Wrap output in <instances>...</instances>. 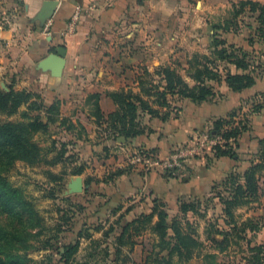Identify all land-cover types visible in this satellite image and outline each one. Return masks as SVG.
I'll use <instances>...</instances> for the list:
<instances>
[{"label":"crops","instance_id":"crops-1","mask_svg":"<svg viewBox=\"0 0 264 264\" xmlns=\"http://www.w3.org/2000/svg\"><path fill=\"white\" fill-rule=\"evenodd\" d=\"M44 1L0 0V88L8 90L13 86L40 95L44 106L40 113L45 122H48V108L57 103L58 114L49 124L50 129L61 131V141L55 140L56 145L78 144L83 155L79 159L84 165L91 164L85 165L84 173L92 169L98 178L105 176V224L115 227L108 239L115 241L122 225L151 213L155 200H159L166 205L170 223L174 218L187 220L196 229V237L205 244L185 264H207V255H214L219 264H250L245 258L251 254L245 238H235L238 242L221 249L211 239L221 240L223 236L209 232V227L217 223L220 229L228 228L223 221V204L213 186L233 171L244 173L253 154L261 148L260 141L264 140V108L254 111L260 93H264V39L253 41V47L263 51L261 75L253 86L237 92L222 81L213 83L217 96L212 100L194 103L176 98L168 120L143 113L142 121L152 132L122 140V136H109L105 130L107 124L95 115L96 107L107 118L117 109L111 92L122 88L139 91V79L146 71L153 72L173 60L187 65L192 52L204 48L199 40H204L207 26L205 10L217 12L223 2L219 0L213 6L208 1H198L200 9L195 12L184 0H58L52 16L42 20ZM257 1L264 4V0ZM227 2L223 4L228 6ZM77 4H82L85 10L71 31L68 22ZM192 12L195 25L190 23ZM256 16L251 18L255 20ZM60 46L66 48L65 66L61 75L56 76L51 69H44L41 61ZM232 70L236 71L234 67ZM235 110L242 113L235 119H242L247 125L238 138V159L215 157L214 153L207 158L210 163L203 157L189 158L182 165L184 168L175 170L173 175L163 169L145 170L132 163L138 149L165 159L175 148L188 143L195 131L210 128L217 118ZM63 118L80 127L83 135L75 127L68 129L62 124ZM101 130L105 134L103 139ZM66 138L70 141H65ZM95 153H100L99 158ZM95 166L100 169L94 172ZM88 180L90 183L94 178ZM263 192L264 172L257 203ZM206 199L214 200L213 205L209 206ZM185 201L200 202L199 212L182 213L180 206ZM253 204L237 209L240 221L254 218L264 222V206L259 212V205ZM252 234L247 230L243 236L248 238ZM134 239L132 248L124 247L130 264H155L149 257L158 249L154 248L157 236L147 229ZM255 242L264 244V227L256 232L251 245ZM166 254L167 251L161 252Z\"/></svg>","mask_w":264,"mask_h":264},{"label":"trees","instance_id":"trees-1","mask_svg":"<svg viewBox=\"0 0 264 264\" xmlns=\"http://www.w3.org/2000/svg\"><path fill=\"white\" fill-rule=\"evenodd\" d=\"M256 14V33L258 40L264 39V4L257 0H239L233 4V19L235 22L245 13ZM255 39H251L253 43ZM215 57L193 54L186 66L175 61L172 64H162L153 72L146 71L139 79V91L132 88H122L111 92L110 95L117 104V109L108 114L107 118L99 107L95 115L104 120L105 130L109 136H124L127 140L152 129L142 121V114L158 117L162 121L172 116L173 100L176 97L186 98L194 103H201L217 96L213 83L226 84L233 90H242L253 86L261 75V64H254L248 53L234 44L215 39ZM221 62H226L223 68ZM231 66L235 68V72ZM264 96V93H260ZM26 106L27 113L18 121H2L0 119V264H91L89 259L82 262L77 260L80 249V240L63 243L52 253H46L41 259L29 257V249L49 250L50 239H46L41 248L34 247V241H40L39 234L44 229V219L34 203L17 187L8 182L5 173L16 163L24 161L30 164L43 160L45 148L35 139L38 132H47L50 122L58 114L55 102L48 108V122L42 119L43 102L40 95L26 89L17 90L10 86L8 90L0 88V115L11 116L17 113L22 106ZM264 108V100L254 104V111ZM237 111L226 117L217 118L209 128V135L220 137L223 143L212 146L215 157L229 156L238 159L239 136L247 130L244 120H236ZM62 124L68 129L75 125L63 118ZM261 148L251 159V164L244 173L231 172L221 182H217L213 189L216 197L223 204V221L227 229H220L217 223H211L209 232L219 233L221 240L213 237L212 243L219 248L227 247L231 242H238L245 238L251 252L246 256L247 263L261 264L264 258V244L255 242L256 232L264 227L259 219L240 221L236 210L248 206L256 200L260 193V180L264 172V140L260 141ZM52 147L56 142L52 141ZM64 147V144L62 145ZM59 154L53 157L52 163L59 162ZM79 167L75 174L82 172ZM121 173V171L116 174ZM200 202H182L181 212H199ZM157 220L154 221V217ZM150 230L157 236L154 248H158L149 259L155 264H185L196 252L204 249L205 244L195 235V229L187 220L174 218L168 221V213L164 202L155 200L154 208L149 214H142L131 222L121 226V232L115 241L107 243L105 256L111 255L110 244L114 248L115 257L110 261L103 260V264H130L129 255L124 247L132 248L136 241L135 235ZM113 224L105 231V242L114 232ZM247 230L253 234L243 236ZM172 232V234H170ZM237 238L238 240H235ZM167 251L166 255L161 252ZM207 264H219L214 255H207ZM176 260V261H175Z\"/></svg>","mask_w":264,"mask_h":264},{"label":"rangeland","instance_id":"rangeland-1","mask_svg":"<svg viewBox=\"0 0 264 264\" xmlns=\"http://www.w3.org/2000/svg\"><path fill=\"white\" fill-rule=\"evenodd\" d=\"M198 1L201 0H184L187 6L189 5L188 7L195 12L200 9ZM205 1H208V3L213 6H217L220 1L223 3L228 1V6H225L223 3L220 4L217 12L205 10L207 26L204 31V40H199V42L204 45V48L202 51H193L192 55L199 53L214 58V44L215 39H217L242 48L248 53L249 59L254 64H261L263 51L256 47L254 48V43H251V39H258V35L255 31L257 22L251 18L252 15L245 13L238 17L233 24L226 22L233 19L231 13L233 10V4L237 3L239 0L236 2L234 0H218L215 4H213L214 0ZM193 12V15L190 17V23L195 25L196 20L193 19L195 15ZM175 14L179 13H176L175 11ZM175 19L177 20L176 17ZM175 61H178V59L173 60L172 63ZM224 64L226 65V62H221L222 68ZM231 68H233V66H231ZM258 71H260V69ZM176 98L173 102L176 101ZM212 99L214 98H211L210 100ZM263 100L264 96L258 98V101ZM22 107L14 115H0V119L2 121H18L25 118L24 114L27 113V108L22 109ZM241 114V111L239 114L237 112L235 117L239 118L241 117ZM75 128V130L79 131L78 133L83 135V131L80 127ZM60 132V130L58 131L55 128H49L47 132H38L35 135V139L45 148L43 152V160L34 164L24 161H16V163L5 173L8 182L14 187L19 188L27 199L34 203L44 219V229L40 232L38 238L40 241H34V247L41 248L46 239H50V245H53L49 250L42 249L33 251L31 248L29 249V257L39 260L44 254L52 253L63 243L75 242L79 239L80 249L77 254V260L82 262L85 259H89L91 264H103L102 259L104 261H110L115 257L114 248L111 244L109 247L111 255L105 256V247L107 246V243L111 242L109 239L105 242V231L109 229L108 224H105V219L107 218L105 211V176L98 178L93 175L92 169L84 173L86 170L85 165L91 166V164L89 165L86 163L84 165L79 159L83 155L81 156L82 147H79L78 144L77 146L70 144L67 147L55 144V146L52 147V141L60 139L59 136L62 135ZM101 133V135L99 134L101 139L105 138V134L102 130ZM204 134H210L209 128L201 127L195 131L193 138L188 143L177 147L184 149L196 148L194 152H187V155L182 159L180 167L163 170L167 172L168 175H173L175 170L177 171V169L181 170L184 168L182 165L189 158L203 157L205 158V161L210 163V160L207 158H211V155H213V152L211 151L212 147L206 145L205 148H197L199 146L197 139H201ZM209 136L214 137L211 135ZM65 141L70 140L66 138ZM221 143H223L222 139ZM177 148L172 152L176 151ZM139 150L140 149H138V151ZM58 154L60 161L52 163L53 157ZM99 154L97 155V153H95V156L99 158ZM102 154L105 155V150L102 151ZM256 154L257 153L253 154V157ZM156 157L158 158L157 155ZM79 167L83 168L82 172L80 174H75V171H77ZM92 168L95 172V169H98L99 167L95 166ZM76 176H82L85 185H88L89 188H85L83 191L77 193L71 192L70 183ZM89 177L94 178V181L88 183ZM261 197L262 199H259L260 202L258 201L257 203V198L253 201L254 204L251 205H255V207L259 205V212L262 211L261 207L264 206V192ZM205 201L209 206H212L214 200L206 199ZM259 218H261V216H259Z\"/></svg>","mask_w":264,"mask_h":264},{"label":"built area","instance_id":"built-area-1","mask_svg":"<svg viewBox=\"0 0 264 264\" xmlns=\"http://www.w3.org/2000/svg\"><path fill=\"white\" fill-rule=\"evenodd\" d=\"M84 10L85 7L82 4H77L71 16V19L68 22V30L72 31L75 29ZM197 142L199 145L197 148H205L206 145L212 147L218 143H221V139L220 137H210L209 134H204L201 139H197ZM195 149H184L180 147L165 159H158L156 155L151 151L137 150L132 156V163L140 165L145 170L167 168L176 169L181 166L182 159L187 155V152H194Z\"/></svg>","mask_w":264,"mask_h":264},{"label":"water","instance_id":"water-1","mask_svg":"<svg viewBox=\"0 0 264 264\" xmlns=\"http://www.w3.org/2000/svg\"><path fill=\"white\" fill-rule=\"evenodd\" d=\"M58 0H45L42 6V12L40 14V19L45 20L52 16L55 11L56 6L58 5ZM65 54L66 48L63 46L58 47L55 52L49 53L42 61L41 66L44 69H51L54 75L60 76L65 66ZM122 140H125V137H121ZM86 188L82 176H76L72 179L70 183L71 192H81Z\"/></svg>","mask_w":264,"mask_h":264}]
</instances>
